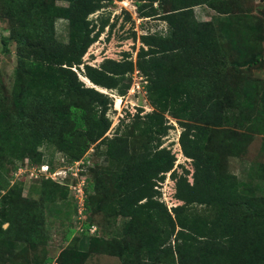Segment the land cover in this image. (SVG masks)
<instances>
[{
	"label": "trees",
	"instance_id": "16d2710c",
	"mask_svg": "<svg viewBox=\"0 0 264 264\" xmlns=\"http://www.w3.org/2000/svg\"><path fill=\"white\" fill-rule=\"evenodd\" d=\"M112 1L0 0V16L9 23L1 41L13 42L16 55L9 91L0 80V163L29 158L38 167L43 144L74 162L94 145L106 165L89 170L83 212L124 218L111 236L90 237L86 250L71 239L54 261L78 264L97 252L122 264H264V166L255 185L226 169V158L243 151L248 131L264 135V83L247 73L262 59V21L246 12L196 18L194 7L204 4L225 14V0H135L137 14L163 20L165 32L140 34L135 60L124 52L91 65L83 56L114 24L89 16ZM57 19L67 21L66 41L56 35ZM135 70L145 78L152 109L143 115L138 109L109 137V93L125 95ZM166 115L181 128L178 143L190 159L191 181L183 165L177 173L175 153L162 146L173 127ZM232 124L248 131L226 127ZM167 172L181 202L170 209L155 188ZM21 182L10 184L0 173V264H19L15 257L44 242L43 206L57 196L77 210L61 183L48 180L54 188L38 201L22 197Z\"/></svg>",
	"mask_w": 264,
	"mask_h": 264
},
{
	"label": "rangeland",
	"instance_id": "374dc122",
	"mask_svg": "<svg viewBox=\"0 0 264 264\" xmlns=\"http://www.w3.org/2000/svg\"><path fill=\"white\" fill-rule=\"evenodd\" d=\"M156 4L157 3H154V5ZM221 4L224 6L225 14H219L205 4L195 6L194 13L196 18L202 21H215L217 17L227 19L229 14H242L246 12L257 16V18L260 19L259 21H262L264 25V1L225 0ZM137 13L135 0H113L112 2H107L105 7L100 11L91 14L89 18L95 19L99 16L102 17V19H107L108 23H113L114 25L110 30L108 27L104 28V32L101 33L98 39L87 49V52L83 56V61L91 65H98L106 57L120 59L124 52H129L132 59L135 60L136 51L140 45L138 38L140 34L147 32H165L166 24L163 20L157 19L156 16L140 17ZM129 16L130 18H128ZM55 29L57 37L62 41H66L67 21L65 19H57L55 22ZM8 31L9 23L7 19L0 16V80L3 89L7 91L11 88L14 75L13 72L16 66L15 44L13 42H8L5 47L1 41V38L6 36ZM133 33H135L136 39H134ZM262 48L261 61L258 64H252V67L247 71L248 77L255 79L261 86L264 83V41L262 42ZM145 82L144 76L139 72L136 77H132L131 85L125 95L119 96L109 93L108 91L109 96L112 97L111 107L107 111V115L111 120V125L105 135L110 137L116 132L117 128L121 130L124 129V125L132 120L138 109H141L139 115L151 111L152 108L144 88ZM134 83L138 84V88L136 86L133 92L131 91V87ZM85 85L88 86L89 84L85 82ZM166 117L173 127L169 129L166 136L161 138L163 142L162 146L170 148L171 151L175 153L176 160L173 168H176L177 173L182 172L180 165H183L184 168L189 170L188 179L191 181L193 168L190 159L183 156L178 143V136L181 128L173 118L168 115H166ZM226 127L232 128L238 132L248 131L245 127H240L235 124L226 125ZM248 134H250V137L243 151L239 152L237 155H229L226 158V169L228 172L234 174L241 183L255 185L257 182L255 173L258 167L264 166V135L250 133L249 131ZM38 150L43 154L42 159L44 163L49 166L50 171L62 169L59 175L57 174V178L75 169L73 162H70L66 156L53 145L43 144L39 146ZM104 158V154L100 149L95 148L94 145L90 146L80 158L82 161L78 166V176H72L68 173L63 183L60 184L67 187L69 192L67 198H70V196L73 198L70 185L75 183L78 178L83 177L85 187L89 179V170H96V168L106 165ZM25 162L26 159L15 161L14 159H5L0 163V173L4 178L10 180V184L21 179L22 197L43 201L46 191L54 188L48 186L50 184L48 180L52 181V179L43 172H37L38 176L33 177L29 176V172H22L16 175V173H19V165ZM27 162L30 167L37 165L32 163L29 158H27ZM13 165L16 166L15 171H13ZM80 180L81 179L78 181ZM174 187V179L171 178L169 172L165 173V177L160 184L161 193L159 192V196L167 203L168 208L181 203L174 197ZM3 192L4 191L1 193ZM259 192L261 191H257V193ZM89 193H91V191ZM56 194L59 195L58 191ZM85 195H87L86 192ZM42 217L44 242L39 244L35 249L30 250V252L15 257L14 259L17 263L45 264L43 261L44 258L50 257L53 259V262L49 264H56L54 259L57 257L60 250L68 245L71 239L74 240L78 249L86 250L90 237H109L118 230V227L124 221L122 217H104L101 211L83 212L79 215L77 210L73 211L72 206H68L66 199L62 200L59 196H57L55 202L45 207L43 206ZM85 223L91 224L88 230L84 229ZM6 226L7 223H2L3 228ZM78 264H122V262L117 256L94 252Z\"/></svg>",
	"mask_w": 264,
	"mask_h": 264
},
{
	"label": "built area",
	"instance_id": "2783aa9c",
	"mask_svg": "<svg viewBox=\"0 0 264 264\" xmlns=\"http://www.w3.org/2000/svg\"><path fill=\"white\" fill-rule=\"evenodd\" d=\"M139 71L138 70H135L132 74V77H136L138 75ZM137 83H134L131 87V91H135V87L137 86L138 88V84L136 85ZM82 160L79 159V160H76L73 162V166H75V169L73 171H71L69 173V175H72V176H78V173H79V168L78 166L80 165V162ZM39 167V168H38ZM34 166V167H30L29 166V163L27 162V159H26V162L24 164H21L19 165V173H16V175H19L21 174L22 172H29V176L33 177V176H38L37 175V172H43L44 174H47L48 177H50L52 180L56 181V182H59V183H63V180L68 176V173H65L63 176H58V178L56 177L57 174L59 175V172H61L62 169L60 170H54V171H50L49 170V166L47 164H42L40 166ZM168 173V172H167ZM170 174V172H169ZM79 179H81L80 181H78ZM78 180L71 184L70 185V188H71V191H72V194H73V199H74V202L76 203V207H77V213L79 215H81L83 213V210H84V205H85V192H84V178H78ZM162 181H158L155 188L156 190H158L160 193H161V190H160V184H161ZM159 199L161 201H163L165 203V201L162 199L161 196H159ZM166 206H167V203H165ZM175 206V205H173ZM172 206L169 207V209L171 208Z\"/></svg>",
	"mask_w": 264,
	"mask_h": 264
},
{
	"label": "bare ground",
	"instance_id": "6f19581e",
	"mask_svg": "<svg viewBox=\"0 0 264 264\" xmlns=\"http://www.w3.org/2000/svg\"><path fill=\"white\" fill-rule=\"evenodd\" d=\"M81 78H82L83 81L86 82L87 84L92 85V84L89 82V80H88L87 78H85V77H81Z\"/></svg>",
	"mask_w": 264,
	"mask_h": 264
}]
</instances>
